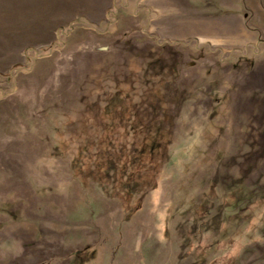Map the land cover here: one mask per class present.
<instances>
[{
  "label": "rangeland",
  "instance_id": "1",
  "mask_svg": "<svg viewBox=\"0 0 264 264\" xmlns=\"http://www.w3.org/2000/svg\"><path fill=\"white\" fill-rule=\"evenodd\" d=\"M34 250L264 264V0H0V264Z\"/></svg>",
  "mask_w": 264,
  "mask_h": 264
},
{
  "label": "crops",
  "instance_id": "2",
  "mask_svg": "<svg viewBox=\"0 0 264 264\" xmlns=\"http://www.w3.org/2000/svg\"><path fill=\"white\" fill-rule=\"evenodd\" d=\"M37 253H40V252H38V251H36V250H34V251H30L29 252V254H30V256H29V258L28 259H26V260H23V262L21 261V264H35V263H40V262H42V261H45V258L47 257H45L44 259L42 258V256H45L44 255V253L43 254H37ZM82 253V252H81ZM80 253V254H81ZM61 255V254H60ZM49 257H51V258H57V257H59L58 259L59 260H61V258L63 257H61V256H58V255H54V256H52V255H49ZM66 260V259H65Z\"/></svg>",
  "mask_w": 264,
  "mask_h": 264
},
{
  "label": "bare ground",
  "instance_id": "3",
  "mask_svg": "<svg viewBox=\"0 0 264 264\" xmlns=\"http://www.w3.org/2000/svg\"><path fill=\"white\" fill-rule=\"evenodd\" d=\"M213 30H214V31H213ZM217 30H218V29H217ZM217 30L213 27V28H212V31H213V32L211 31V32H212L211 34H212L213 36L228 37L227 39H228L229 41H234V40H233V37L230 36L231 33H227V34L225 33V34H223V32H221L220 30H218V31H217ZM218 34H219V35H218Z\"/></svg>",
  "mask_w": 264,
  "mask_h": 264
}]
</instances>
